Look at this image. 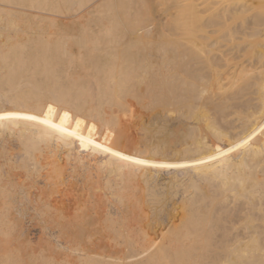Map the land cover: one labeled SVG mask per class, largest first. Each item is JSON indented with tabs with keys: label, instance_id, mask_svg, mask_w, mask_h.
<instances>
[{
	"label": "bare ground",
	"instance_id": "1",
	"mask_svg": "<svg viewBox=\"0 0 264 264\" xmlns=\"http://www.w3.org/2000/svg\"><path fill=\"white\" fill-rule=\"evenodd\" d=\"M19 1L0 0V26H47L0 39V264H264V0H181L220 5L164 27L154 0ZM61 25L76 41L45 35ZM140 103L186 127L173 155L151 141L161 119L149 141L120 124Z\"/></svg>",
	"mask_w": 264,
	"mask_h": 264
},
{
	"label": "rangeland",
	"instance_id": "2",
	"mask_svg": "<svg viewBox=\"0 0 264 264\" xmlns=\"http://www.w3.org/2000/svg\"><path fill=\"white\" fill-rule=\"evenodd\" d=\"M17 1L20 2L19 0H17ZM35 1H36V0H35ZM49 1H50V0H49ZM49 1H44V2L49 3V4L52 3V2H49ZM134 1H136V0H134ZM139 1H141V3H142L143 5H144V4H145V5L143 6L141 3L138 4ZM142 1L145 2V3H143ZM150 1L152 2V0H149V1L147 0V2H146V0H137V1L134 2V3H133V2H130L131 5H130L129 3H128V4H129V7H128V4H127V6L125 5V6H124V10H128V9H130L131 11H133V10H135V9H137V8L139 9L140 7L143 6V7H146L145 9H146L147 11H149V10H150V6H151L152 3H153V2L150 3ZM154 1L157 2L155 5H154V3H153L154 6H157V4L159 3L158 6L155 7L156 9H158V8H159V9L156 10V9H154L153 6H152L153 8H152V7H151V8L154 9V10H156V11H158V13H159L158 16L161 15V16H159L158 18H157V17H156V18H157V19L160 18L159 21H160V22H161V21L164 22V23L161 22V23L163 24V25H162L163 27L165 26V25H164L165 22H167L168 20H169V22L172 21V19L170 20L169 17H170L171 14H173V13H174V15L176 14V16L173 15L174 18L176 19L175 21L179 22V21H181L182 18H186V20L189 19V18H190V15H188L189 17L187 18V14L191 13V15L196 16L195 13H198V12L202 13V11L204 12V9H205V8H201L202 10H200V7H197V8H199L198 10H200V11H195V12H194L195 9L192 8L193 10H192V9H191V10L194 12V14H193L192 11H191L189 8L185 7L186 5L182 8L181 5H182L183 3H182V4L179 3V2H182L181 0H180V1H178V0H170V1H169V0H157V1L154 0ZM197 1H199V0H197ZM213 1H216V0H213ZM38 2H42V3H43V0H39V1H37V3H38ZM137 2H138V3H137ZM160 2H161V3H160ZM183 2H184V0H183ZM33 3H34V2H33ZM184 3H185V2H184ZM39 4H40V3H39ZM165 4H166V5H165ZM185 4H186V3H185ZM214 4H215V3H214ZM214 4H211V5H210V6H212V7H210V8H206V9H205V12L207 11V9H208V12H209L212 8L215 9V10H217V9H218V8H217L218 5H220V4H219V3H216L215 5H214ZM132 5H134L133 10L131 9L132 7H130V6H132ZM139 5H140V6H139ZM147 5H149V9H148V6H147ZM168 5H169L170 7H169ZM178 5H179V6H178ZM216 5H217V7H216ZM137 6H139V7H137ZM160 6H161V7H160ZM165 6H166V7H165ZM126 7H128V9H127ZM136 7H137V8H136ZM180 8H181L183 11H182V10L178 11ZM184 8L187 9L188 11H186ZM197 8H196V9H197ZM216 8H217V9H216ZM36 10H37V9H36ZM143 10H144V9H142V11H143ZM163 10H164V11H163ZM120 11H121V9H120ZM128 11H129V10H128ZM144 11H145V10H144ZM150 11H151V10H150ZM166 11H168L169 15H167L168 13H167ZM172 11H173V12H172ZM189 11H191V12H189ZM212 11H213V10H212ZM122 12H124V11H123V8H122ZM164 12H166L167 14L164 13ZM175 12H176V13H175ZM179 12H180V13H179ZM208 12L205 13V14H208ZM177 13H178V14H177ZM184 13H187V14L184 15ZM200 13L197 14V15H199L200 17H202V15H201ZM209 13H210V12H209ZM57 14L59 15V13H57ZM163 14H166V15H163ZM179 14L181 15L182 18H181V17H180V18H179V17L177 18V16H178ZM203 14H204V13H203ZM205 14H204V15H205ZM61 16H63V15H62V14L59 15V17H57V18H60ZM162 16H163V17H162ZM164 16H167V18L164 17ZM193 16H191V17H193ZM196 17H198V16H196ZM61 18H62V17H61ZM168 18H169V19H168ZM162 19H163V20H162ZM164 19H165V20H164ZM166 20H167V21H166ZM182 20H183V19H182ZM17 22H18V21H17ZM172 22H173V21H172ZM17 24H19V25H17ZM40 24H41V22H38V25H40ZM167 24H169V23L167 22ZM14 25H15V26H14ZM14 25H11L12 27H10V26L7 27V29H4V28H3L4 26H0V39H1V36H2L3 33H7L8 30L11 29V30L13 31L12 33H14V32L16 31V32H15L16 34H14V37H15V36L19 37V38H16V37H15V38L17 39V40L14 41L15 43L20 42V41H21V42H22V41H23V42L27 41L26 45H28V44H30V43L33 44V43H34V38H33V35H32V34L35 33V35H36V31H37L38 33H41V31L43 32V30H44V32H46V29H45V28H46V26H47L46 24H44V26H42V27L39 26L41 31H39V30L37 29L38 27L33 26L32 29H33V31H34V30H35V31L32 32V34H31L30 31H26V33H25V32L21 33V32H22V29H20V28L22 27V26H21L22 24H20V23H16V24H14ZM16 25H17V26H16ZM18 26H19V30H20L21 32H20L19 30H17ZM163 27H162V28H163ZM2 28H3V29H2ZM35 28H36V29H35ZM43 28H44V29H43ZM73 29H74V28H72V27H70V26H67V25H61L58 29H57V28H56V29H53V33H51V34H46V33H45V35H46V36L48 35V37L53 41L55 37L58 36L57 38H59V35H60L59 33H62L61 36L63 37V36L65 35V36H64V39H65V40L68 38V40H66V42L68 41L69 43H70V42L72 43V42H74V40L76 41V39L79 37V35H78V37L76 36V38L74 37V39L71 37L73 34H77V33L79 32V29H78V30H76V29L73 30ZM4 30H5V31H4ZM30 30H31V29H30ZM49 30H50V29H47V33H48ZM54 30H56V32H57L59 35H58L57 33H55ZM31 31H32V30H31ZM29 32H30V33H29ZM74 32H75V33H74ZM76 32H77V33H76ZM24 33H25L26 35H25ZM69 33H70L69 36L71 37V39H69V36L66 37ZM71 33H73V34H71ZM20 34H21V35L24 34L25 36L23 35V36H24V37H23V36H21ZM52 34H54V35L56 34L57 36L55 35V37H54V35H53V37H51ZM78 34H79V33H78ZM19 35H20V36H19ZM49 35H51V36H49ZM26 36H27V38H26ZM28 36H31V38H33V41H32V39H29ZM61 36H60V38H61ZM20 38H22V40H21ZM25 38H26V39H25ZM18 39H19V40H18ZM23 39H24L25 41H24ZM263 39H264V38H263ZM28 40H31V41H28ZM55 40H56V39H55ZM55 40H54V41H55ZM258 40L261 41L260 43H262V42L264 41V40L262 41L260 38H259ZM258 40H257V41H258ZM32 42H33V43H32ZM262 47H263V51H264V42H263ZM18 55H19V54H18ZM263 55H264V53H263ZM15 56H16V54H15ZM15 56L13 55V57L10 58L11 61H14V62H15V61L18 59L17 56H16V57H15ZM0 57H1V58H0V62H1L2 60L5 61L4 59H2L3 56H0ZM18 57H19V56H18ZM13 58H14V59L17 58V59L14 60ZM20 58H21V57H20ZM20 58H19V59H20ZM5 59H6V58H5ZM19 59H18V61H19ZM6 60H7V59H6ZM3 61H2V62H3ZM18 61H16V62H18ZM26 61H27V59H26ZM29 62H30V60L28 61V63H29ZM16 64H17V63H16ZM16 64H15V66H16ZM25 64H26V63H25ZM17 66H19V64H18ZM21 66H23V65H20V67H21ZM139 107H140V108H139ZM154 107H155V106H154ZM157 107L161 109L162 106H160V107L157 106ZM157 107H156V108H157ZM183 107H184V106H183ZM142 108H143V106L141 107V103H140V105L133 106L131 111H129V112H128V111H125L126 114H125V112H120V115H119V117H118V120L120 121V124H126V126L129 128V130H128L127 133H128L132 138H134L135 140L138 139V140H140V141H142V139H145L146 141H149V140H147V138H148V134H149V138H150V135H152L153 133H155V132H156V129L159 130V129L162 127V130H160V132H162V134L157 130L160 134H153V135H154L153 137H155V139L151 136V137H152V140H151L152 142L154 141V142L156 143V139H157V141H158V139H160L161 136H162L161 139H162L163 141L160 139L158 142H159L160 144H162V146L166 144V142H165V144H163L165 139H166V141H167V144H166V145L168 146V142L170 141L169 139H171V137H172V140H173V138H177V139H178V137H179L181 140H180V139H178V140L181 141V143L183 142V140H184L185 138H184L183 136H181V135H182L184 132H185V134H186V132H187V131H185V130H186V127H183V126L181 125L182 123H181V122L179 123L178 120H177V121L172 120V117H169V116H168V118H166V117H165V118L162 117V115H160L159 112L162 113V111H163V110H162L163 107H162L161 110L157 108V111L159 110L158 112H157L156 110H153V112L155 113V115H154L153 112H152V107H150V109L148 108V111H147L146 108H143V109H142ZM168 108L171 109L172 107H171V108L168 107ZM173 108H174V107H173ZM173 108H172V109H173ZM186 108H187V107H186ZM186 108H184V109H185L186 112H187V109H186ZM145 109H146V110H145ZM172 109H171V110H172ZM180 109H181V110H180ZM180 109H178V107L174 108L173 111H174V110H176V111H174V112H173V111L170 112L171 115H175V114L177 115L179 112L182 113V111H183V113L185 112V111L183 110L182 107H181ZM177 110H179V111H177ZM150 111H151V113H152L153 115L150 113ZM131 112H132V113H131ZM148 112H149V113H148ZM163 112H164V111H163ZM176 112H178V113H176ZM128 113H130L131 116H130V114H128ZM157 113H158V114H157ZM172 113H173V114H172ZM180 113H179V114H180ZM146 114L149 115V117H151V121L154 120V121H152L151 125H152V124H153V125L155 124V126H156V127H155V128H156V129H155V132H154V128L152 127L153 125L151 126L150 123H149V122H151V121H149L150 118H149ZM179 114H178V115H179ZM143 115H145V116H143ZM150 115H151V116H150ZM157 115H158V116H157ZM142 116H143V117H142ZM146 116H147V117H146ZM154 116H155V117L157 116V117L155 118ZM160 116H161V117H160ZM144 117H145V118H144ZM152 117H154V118H152ZM141 118H143V119H142V120H139V119H141ZM157 118H159V120H160V119H161V120L159 121ZM163 118H164V120L166 119V120H165L166 122H168V123H167V127H166V125H165L166 122H165L164 120H162ZM144 119H145V120H144ZM155 119H156V122H155ZM167 120H168V121H167ZM170 120H172V121H170ZM140 121H141V122H140ZM147 121H149V122H147ZM158 121L160 122L161 127H159V122H158ZM162 121H163V122H162ZM169 121H170V122H169ZM154 122H155V123H154ZM157 122H158V123H157ZM171 122H172V123H171ZM182 122H183V121H182ZM140 123L143 124V125H145V124L147 125V123H148V125L150 126V129H152L153 131L151 132V131L143 130V128H141L142 125H140ZM156 123H157L158 125H157ZM161 123H162V124H161ZM163 123H164V126L167 128L166 130L164 129L165 127H163ZM177 123H178L179 125H178ZM168 124H172V127H171V125H168ZM174 124H175L176 126H175ZM183 124H185V123L183 122ZM136 125L138 126V128H137ZM139 125H140V126H139ZM148 125H147V126H148ZM177 125H178V126H177ZM168 126H170L171 128H170V127L168 128ZM181 126H182L183 128H182ZM184 126H185V125H184ZM158 127H159V128H158ZM173 127H174V128H173ZM176 127H177V129H176ZM179 127H180V128H179ZM135 128H136L137 130H136ZM178 128H179V130H178ZM181 128H182L181 131H183L182 133H181V131H180ZM184 128H185V129H184ZM175 129H176L177 131H176ZM135 130H136V133H135ZM170 130L173 131V132H172L173 135H172V133H171ZM166 131H168V132L170 131V134L167 133ZM178 131H179L180 133H179ZM138 132H139V133H138ZM146 132H148V133H146ZM165 132H166L167 134H166ZM174 132H175V133L177 132V134H175ZM145 133H146L147 135H145ZM156 133H157V132H156ZM164 133H165V134H164ZM185 134H183V135H185ZM158 135H159V136H158ZM166 135H167V137H166ZM136 136H137V137H136ZM156 136H157V137H156ZM170 136H171V137H170ZM174 136H175V137H174ZM142 137H143V138H142ZM169 137H170V138H169ZM182 137H183L184 139H182ZM172 140L169 142L170 145L167 147V149L169 148V150H170V148L172 147L171 150H173V151L169 152V154L171 153L170 155H173L172 152H174V150L177 148V147H176V148L173 147L172 144H174L175 146H176V145L178 146L179 144H181L178 140H176V141H175V139H174V141H172ZM140 141H139V142H140ZM176 142H177V144H176ZM178 142H179V143H178ZM140 143H141V142H140ZM166 145L163 146V147H166ZM143 167L145 168V166H143ZM143 167H141V168L144 169ZM156 173H157V177L155 176V177H156L155 179H159V180L163 183V184H162L159 180H157V181H158V184L160 185V183H161V186L164 187V190H165L166 194L169 193L168 195H170V193H171L170 191L173 192V190H172L171 188H169V178H170V177H169V174H167V173H165V172H164V174H163V171H156L155 174H156ZM158 173H159V174H158ZM165 175H166V176H165ZM167 175H168V177H167ZM164 179H165V180H164ZM167 179H168V180H167ZM139 180H141V181H139V183H140L139 185L142 184V185H141L142 188H143V187L146 188V186H147L146 184H150V182H151L150 179H147V180L145 179L146 181H144V178H143V179L140 178ZM143 181H144V182H143ZM147 181H149V182H147ZM157 181H155V182H157ZM142 182H143V183H142ZM146 182H147V183H146ZM165 182H166V184H165ZM167 183H168V185H167ZM164 184H165V185H164ZM166 185H167V186H166ZM165 187H166V188H165ZM168 188H169V189H168ZM166 189H168V190H167L168 193H167ZM172 200H173V201H172ZM174 200H176V201H174ZM169 201H170L171 203L169 202L168 207L170 206V207H172L173 209H172V210H171V209H168V210L171 211V212H170V213H171V216H174V215H176V214L179 213V212H177V211H178V202H177L178 200H177L176 198H173V199H170ZM171 204H172V205H171ZM173 204H176V206L173 205ZM170 207H169V208H170ZM172 211H173V213H172ZM175 211H176V212H175ZM178 216H179V215H178ZM151 218H152V216H151ZM172 218H173V217H171V219H172ZM152 219H153V218H152ZM152 219H149L150 222L148 221V219H147L148 222H147V221L144 222L145 225L148 227V230H149L150 234H152V236H156V235H155V233H156L155 231L162 230V232H163L164 235H167L168 237H171V236L174 235V233H175L176 230H177L176 226H175V225H172L171 222H170L169 220H164V221H163V220H152ZM256 221H257V220H255V222H256ZM151 222H152V225H153L154 227H153L152 229H151V228L149 229V227H150V226H149V223H151ZM146 223H147V224H146ZM241 223L244 225L245 220H242V221L240 222L239 225H242ZM243 225H242V226H243ZM146 226H145V227H146ZM147 227H146V229H147ZM150 230H152V231H150ZM154 230H155V231H154ZM139 246H140V248H143V246H145V245H144V243H140ZM170 252L174 253V250L171 249ZM225 252H226V253H225ZM223 253H224V255H223ZM223 253H222V255H223L224 258H223V257H220V258L222 259V261H221V259H220V260H219V263H220V262H222V263L224 262L223 264H226L227 260L230 258V256H229V253H230V252H229V250H227V251L224 250ZM230 254H231V253H230ZM222 255H220V256H222ZM231 256L233 257V256H235V254H233V255H231ZM225 257H226V258H225ZM232 257H231V258H232ZM231 258L228 260V264L231 263V262H229V261H230V260L232 261L233 259H234V263H231V264H235V263H236L235 258H232V259H231ZM225 261H226V262H225ZM232 262H233V261H232ZM222 263H220V264H222Z\"/></svg>",
	"mask_w": 264,
	"mask_h": 264
},
{
	"label": "snow or ice",
	"instance_id": "3",
	"mask_svg": "<svg viewBox=\"0 0 264 264\" xmlns=\"http://www.w3.org/2000/svg\"><path fill=\"white\" fill-rule=\"evenodd\" d=\"M3 117H0V119H2ZM28 119H36V117H27ZM45 123H47V121H44ZM53 127H55V125H52Z\"/></svg>",
	"mask_w": 264,
	"mask_h": 264
}]
</instances>
